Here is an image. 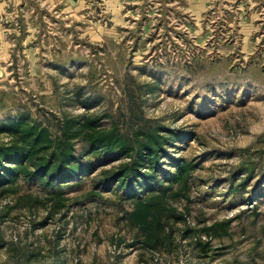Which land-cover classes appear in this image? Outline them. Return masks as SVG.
Here are the masks:
<instances>
[{
	"label": "rangeland",
	"instance_id": "rangeland-1",
	"mask_svg": "<svg viewBox=\"0 0 264 264\" xmlns=\"http://www.w3.org/2000/svg\"><path fill=\"white\" fill-rule=\"evenodd\" d=\"M82 116L178 135L157 172L189 177L172 202L191 232L132 246L130 195L100 186L125 159L99 153L0 198V264H264V0H0V144L20 120L56 134Z\"/></svg>",
	"mask_w": 264,
	"mask_h": 264
},
{
	"label": "trees",
	"instance_id": "trees-1",
	"mask_svg": "<svg viewBox=\"0 0 264 264\" xmlns=\"http://www.w3.org/2000/svg\"><path fill=\"white\" fill-rule=\"evenodd\" d=\"M106 117L64 120L56 134L40 123L28 125L25 120L8 126L5 130L8 141L0 144V198L18 194L19 178H32L43 188L52 189L92 172L96 167L89 159L92 155L102 153L122 158L125 161L101 173L104 178L100 186L114 185L130 195L131 208L126 215L132 231V246L168 253L178 234L184 237L191 232L187 226L184 230L177 228L185 225L186 213L172 202V198L188 189L189 177L181 171L157 172L168 143L164 135L179 139L178 135L149 128L139 130L130 139L113 122V127L105 128L102 120ZM173 188H176L174 193ZM26 200L34 205L39 203L37 197ZM50 201H54L53 207H63L58 197ZM6 214L1 213L0 219ZM209 230L204 233L208 234Z\"/></svg>",
	"mask_w": 264,
	"mask_h": 264
}]
</instances>
